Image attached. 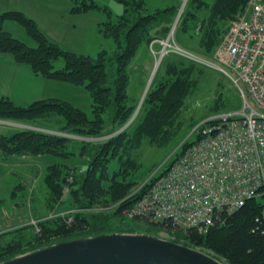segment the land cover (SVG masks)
I'll list each match as a JSON object with an SVG mask.
<instances>
[{"label":"trees","instance_id":"16d2710c","mask_svg":"<svg viewBox=\"0 0 264 264\" xmlns=\"http://www.w3.org/2000/svg\"><path fill=\"white\" fill-rule=\"evenodd\" d=\"M118 1L124 5V13L116 21L110 18L103 28L105 34L114 38L115 49L111 53L103 49L96 57L64 52L47 39L33 19L21 11L0 14V52L12 54L17 63L28 64L37 76L84 87L92 100L89 114L63 99L50 98L23 106L5 97L0 99V119L37 120L55 114L61 116L59 122L67 133L99 137L114 132L103 143L80 146L79 154L87 168L74 170L73 180H69L71 166L51 165L56 170L53 176H60L59 186H71L77 205L67 216L72 217L71 223L62 217L59 218L63 221L61 223L58 219L40 222V230H36L40 234L37 242H44H36L26 249L11 242L0 254V262L66 239L113 232H141L131 228L137 220L127 219L122 214L123 208L132 202L130 199L110 211L103 207L121 201L134 187L135 176L130 167H136L137 162L124 160L125 154L139 148L146 139L159 149L169 147L176 140L186 124L182 113L185 99L194 86V71L205 66L177 54L166 55L159 65L162 77L154 80L137 119L131 123L137 105L129 94L130 65L143 45L150 47L153 40L169 36L170 23L178 12L176 8L169 7L148 13L146 0ZM249 1L214 0L209 4L204 0H188L177 29L185 32L200 25V41L212 48L220 43L227 23L235 19ZM96 8L101 7L94 0H76L74 10L84 12ZM202 10L205 11L200 14ZM7 19L24 23L39 42L38 45L30 46L5 31L3 23ZM210 54L208 56H212L213 52ZM60 57L64 58L65 65L55 68V61ZM197 123L194 122L193 127ZM71 142L72 138L62 133L33 128L0 134V150L6 155L53 154L65 158L77 153L69 149ZM114 161L120 164L111 171L110 164ZM93 205H96L95 208ZM91 207L99 211L95 212ZM54 222L60 223L58 227H52ZM151 225L156 229L161 226ZM176 233L184 237L186 245L205 248L225 259L227 264H264V195L247 200L241 208L226 216L223 223L211 227L206 233L196 230H178Z\"/></svg>","mask_w":264,"mask_h":264},{"label":"rangeland","instance_id":"374dc122","mask_svg":"<svg viewBox=\"0 0 264 264\" xmlns=\"http://www.w3.org/2000/svg\"><path fill=\"white\" fill-rule=\"evenodd\" d=\"M35 1L39 2L40 6V10L35 11L37 13L36 15H38V21L23 13L28 18L33 19L38 29L47 39L58 45L64 52L79 56L96 57L102 49H106L109 53L114 51V38L111 35L105 34L102 28L105 27V23L110 18L116 21L124 13V5L118 0H94L101 8L84 12H76L74 10L76 0ZM187 1L184 0V2L179 4L178 0H148V6L150 8L148 12H153L155 9L168 5H174L178 12L184 5L170 23L172 29L185 11ZM204 1L212 3L214 0ZM252 1L256 0H250L249 3ZM12 3L13 6L20 4L18 0H0V14L8 11H20L1 8L9 7ZM249 3L245 7L246 9L249 7ZM245 8L238 15L244 12L246 10ZM204 11L202 10L200 14ZM3 29L30 46H37L39 43L29 32L27 26L16 19H7L3 23ZM189 38L177 29L176 33L173 34L171 42L180 45L194 54L207 58L217 65L225 67V64L221 60H218L216 56V51L220 49L222 42L216 45V51L212 56H207L186 46L188 42H190L189 46L196 44V39H194L195 41L193 39L189 41ZM158 46H160L159 49L156 48ZM149 49L147 52L137 54L130 65L133 75L131 77L129 94L132 102H136L137 105L131 123L137 119L145 96L154 80L161 78L163 75L158 67L160 64V53L163 49L162 44L156 42ZM176 59L178 61L181 60L180 58ZM55 62L56 68H61L65 65L63 57L58 58ZM185 65H189V63L185 62ZM193 80L194 86L191 93L185 99V106L182 113L186 124H184L176 140L169 147L159 149L151 145L146 139L139 148L131 150L128 155L125 154L124 160L127 159L137 162L136 167H130L133 172L132 174L135 176L134 187L147 180L155 171L158 173L163 171L175 159L181 147L188 140H194L195 136H190L194 122L200 123L215 112H227L243 107V100L238 88L227 75L218 69L210 66H205L204 69L197 68L194 71ZM70 86L68 87L70 88V95H66V97L91 114L92 100L89 92L84 87ZM74 90H77L75 97L73 96ZM60 119L61 116L55 114L37 120L0 119V134L2 135L11 134L27 128L49 132L55 131L72 138L69 149L75 153L77 152L74 155L70 154L62 158L53 154L31 155L25 153L6 155L0 150V170H2L0 174H3L0 181V236H2L0 240L2 241V245L0 244V247L3 246V249L0 250L1 255L11 242L17 244L16 246H19L21 249H26L31 247L32 244H35L40 236L36 232V230H40V222L47 221L48 219H58L61 223L62 220L59 219L60 217L67 220L68 223L71 221L72 217L68 218L67 216L71 215L73 210L77 208L76 202L72 197L71 186L69 184H65L63 187L59 186L60 176L58 178L53 176L56 170L51 165L67 164L71 166L72 174L69 180H73V174L76 173L74 170L87 168L85 160L79 154L80 146L89 143L100 144L114 135L113 132L108 134L104 133L99 137H83L77 134L75 135L74 133H67L62 130L63 125L59 122ZM119 164L115 161L112 162L110 164V170L117 169ZM51 175V180H48ZM63 176L64 174L62 178ZM95 206L93 205L94 208ZM94 208L93 211H99L94 210ZM97 208L99 209V206ZM57 223H52V227H58L60 223ZM151 224L138 220L132 224L131 228L159 237H166L173 241L179 240L178 242L186 245L185 241H183L184 237L176 233L178 230L171 229L172 232H170L169 228L163 226L156 229ZM42 242L44 241L37 242L36 244ZM197 249L213 255L227 264L225 259L216 256L211 251L205 248Z\"/></svg>","mask_w":264,"mask_h":264},{"label":"built area","instance_id":"2783aa9c","mask_svg":"<svg viewBox=\"0 0 264 264\" xmlns=\"http://www.w3.org/2000/svg\"><path fill=\"white\" fill-rule=\"evenodd\" d=\"M172 38L170 33L154 40L163 46L160 60L173 53L218 69L238 88L243 107L198 122L190 134L194 140H188L163 171H155L104 209L110 211L130 199L122 210L127 219L206 233L247 200L264 195V0L252 1L229 23L216 51L225 67Z\"/></svg>","mask_w":264,"mask_h":264},{"label":"water","instance_id":"95a60500","mask_svg":"<svg viewBox=\"0 0 264 264\" xmlns=\"http://www.w3.org/2000/svg\"><path fill=\"white\" fill-rule=\"evenodd\" d=\"M0 264L226 263L200 249L154 234L113 232L57 241Z\"/></svg>","mask_w":264,"mask_h":264},{"label":"crops","instance_id":"0c3cea01","mask_svg":"<svg viewBox=\"0 0 264 264\" xmlns=\"http://www.w3.org/2000/svg\"><path fill=\"white\" fill-rule=\"evenodd\" d=\"M18 1L20 2V4H16L15 6H13V3H12L9 7H1V8L20 10L24 12L25 14L29 15L34 20L38 21V17H37L38 15H36L37 13H35V11L40 10L39 2H36L35 0H18ZM178 2L180 4L181 2H184V0H178ZM169 7H174V5H168L163 8H158V9H155V11L160 10V9L169 8ZM146 8L148 12V10H150L148 6V0H146ZM148 13H151V12H148ZM227 29H228V26L226 25L225 32H227ZM179 31L183 35L190 37L189 41L192 39L193 40L196 39V41L194 40L196 42L194 46H189L190 42H188L186 46H188L189 48L195 49L207 56L208 54L211 55L210 54L211 51L213 52V54L216 51L217 47L215 45H213V47L210 48V46L204 45L202 41H200L199 39V36L201 35L200 25H198L195 28V30L193 29L191 30V28H189L185 32L181 30ZM224 34L221 36L220 43L222 42ZM149 48L150 47L143 45L140 48L138 54L147 52V50H150ZM156 48L159 49L160 46ZM70 85L72 84H68V83L61 82V81L49 80L44 77L37 76L28 64L17 63L12 54L0 52V99L7 97L19 105L25 106L35 101L55 98V99H63V100L69 101L72 104L76 105L74 101H71V99L66 97V95H70V88H68V87H71ZM73 87H75V85H73ZM76 93H77V90H74L73 91L74 97ZM55 133H58V132H55ZM2 175L0 174V181H1V178L3 177Z\"/></svg>","mask_w":264,"mask_h":264}]
</instances>
